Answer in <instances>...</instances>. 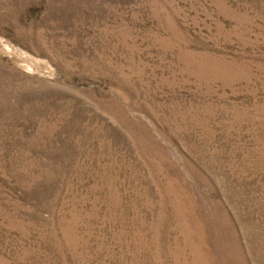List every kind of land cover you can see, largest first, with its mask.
<instances>
[{"label": "rangeland", "instance_id": "374dc122", "mask_svg": "<svg viewBox=\"0 0 264 264\" xmlns=\"http://www.w3.org/2000/svg\"><path fill=\"white\" fill-rule=\"evenodd\" d=\"M0 264H264V0H0Z\"/></svg>", "mask_w": 264, "mask_h": 264}]
</instances>
